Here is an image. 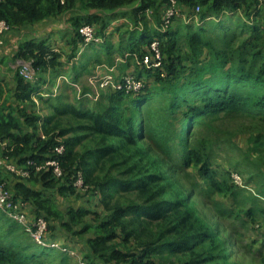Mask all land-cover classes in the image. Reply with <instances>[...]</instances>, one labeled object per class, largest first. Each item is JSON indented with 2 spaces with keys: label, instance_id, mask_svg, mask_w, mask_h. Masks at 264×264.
<instances>
[{
  "label": "trees",
  "instance_id": "16d2710c",
  "mask_svg": "<svg viewBox=\"0 0 264 264\" xmlns=\"http://www.w3.org/2000/svg\"><path fill=\"white\" fill-rule=\"evenodd\" d=\"M172 1L190 11L189 19L199 15L205 23L214 18L222 28V42L215 44L203 26H195V31L191 24L174 23L176 13L164 19ZM147 12L157 16L158 28L149 25ZM61 16L69 35L66 61L52 51L47 38L21 42L14 58L29 61L34 81L16 71L12 100L0 90V186L30 222L43 219L45 244L69 234L74 237L71 245H82L86 254L71 256L70 243L61 245L64 252L55 249L58 255L37 244V255L30 257L27 247L0 244V264H44L41 260L48 255L59 260L56 264H68V257L76 264H153L158 252H165L167 264H241L230 260L233 238L224 236L218 225L214 229L213 219L236 220L243 212L264 226V0H0V22L9 27L3 37ZM232 16L237 21L226 27ZM120 19L127 22L111 26ZM129 24L134 28L126 29ZM84 25L94 33L88 44L79 33ZM182 38L189 54L174 57ZM151 43L160 55L158 67L141 63L144 56L153 55ZM100 66L114 69L116 84L128 75L141 89L107 87L98 91L96 101L83 97L93 91L82 79L94 76ZM57 79L68 94L49 88L41 95L42 85L54 86ZM74 86L81 88L80 95ZM32 95L38 100L32 101ZM163 99L168 104L162 109ZM181 105L185 110L177 127L174 114ZM219 119L246 120L239 132L249 129L252 143L242 152L232 140L226 142L238 156L229 164L236 172L222 178L211 168L213 151L221 147L214 140ZM60 146L63 151L57 154ZM50 160L58 163L59 177L48 166L36 172ZM6 164L29 176L10 172ZM7 174L14 179L11 184ZM79 174L83 185L75 187ZM233 175H245L247 183L237 185ZM38 184L43 189L34 188ZM52 190L91 206L69 205L64 212ZM217 195L234 207L218 201ZM244 204L250 207L235 209ZM258 264H264V256Z\"/></svg>",
  "mask_w": 264,
  "mask_h": 264
},
{
  "label": "rangeland",
  "instance_id": "374dc122",
  "mask_svg": "<svg viewBox=\"0 0 264 264\" xmlns=\"http://www.w3.org/2000/svg\"><path fill=\"white\" fill-rule=\"evenodd\" d=\"M156 1H163V0H156ZM172 9H169L166 11L165 15H164V19L166 18V14L170 11H172L173 13H176V17L178 18L174 23L181 21L182 25H186V23L191 24V28L196 29L195 31H198L197 28L195 26H203L205 29V34L207 35V37L212 38L215 41V44L218 42H222V28H219L218 26H216V20L214 18H212L210 21L207 20V22H211V23H201L200 21V16H196L193 17L191 20L189 19V17H191L190 11L189 10H183V8L181 6L177 7V5L175 3H173L172 1ZM160 16V13L158 14V17ZM146 17H147V21L149 22V25L153 28H158L159 24L158 21L159 19L157 18V16L152 15V12H147L146 13ZM155 17V18H154ZM231 20H227L226 22V27L230 24L232 25L235 21H237L236 17L234 18V16L231 17ZM163 19V18H162ZM243 19V18H242ZM65 19L63 16H61L60 20L58 23H54L52 20L51 22H49L48 24L45 23H39L37 24L34 30V37L40 39H46L47 38V43L50 46V48L52 49V51L60 53L62 55L61 61H66L67 56L69 54L67 46H66V42L68 41V33L67 36L64 35V33H66V23H64ZM127 21L125 19H120V20H115L113 24L117 25L118 23H126ZM190 22V23H189ZM130 23V22H129ZM230 23V24H229ZM45 24V25H44ZM195 27V28H194ZM134 27L129 24L128 27L126 29L131 30ZM183 30V29H182ZM235 30L234 28L232 29V31ZM68 31V29H67ZM231 31V30H230ZM231 31V32H232ZM11 33V32H10ZM10 33L6 34V36H8ZM25 33V31H24ZM28 33V32H27ZM5 36V37H6ZM93 37H94V33H93ZM25 39H28L25 38ZM3 44V41H2ZM1 47H5V44L2 45ZM19 44H17L15 46V48L18 46ZM176 51L172 54L174 57H177L178 55L180 57H186L189 54V49H188V45L185 39H178L176 42ZM7 47H10L9 45H7ZM87 50V49H86ZM85 50V51H86ZM205 57H202L201 59H204ZM7 61L5 63H2L3 65L0 66V90L3 91V96L5 99H8V101H11L13 98V87H14V82H13V76L14 73L16 71H18L21 68V66L29 64V61H16V60H12L11 58L7 57ZM175 59V58H174ZM11 61V66L6 68L5 66H8V61ZM75 61V60H74ZM74 61L71 62V64L74 63ZM31 63V62H30ZM184 64L186 66H190V64H188V62L184 61ZM29 66V65H28ZM91 66V64L89 65V67ZM132 68L130 66V69L128 68V73L132 71ZM32 69V68H30ZM33 71V69H32ZM34 72V71H33ZM105 74V71L102 70H98L97 73L101 74V73ZM189 71H186L185 73H183L182 75L188 73ZM193 72V71H192ZM70 73V71H69ZM35 74V72H34ZM84 75V74H83ZM85 76V75H84ZM205 77H208V75H205ZM23 78V77H22ZM35 78V77H34ZM85 78V77H84ZM82 79V83L83 82H87V87L90 88L92 91H96L97 86L94 85L95 82L93 83V85H91L88 81H85V79ZM24 79V78H23ZM34 81V79L32 80ZM67 83H70L71 80L67 79L66 81ZM53 89V92H59L61 93V95L63 94H68L67 89H65L64 84H62L60 82L59 79H57L55 81V85L51 86L49 83L42 85L41 88V95L43 93L44 90L47 89ZM79 88V87H78ZM81 89V88H80ZM246 91V90H244ZM46 93V92H45ZM44 93V95H45ZM49 93V92H48ZM32 98L34 100H38L37 97L35 95H32ZM154 99H159L157 98V96ZM38 103V102H37ZM168 104V101H166L165 99L162 100V102L160 103V108H166ZM31 106V105H30ZM39 105H37L38 107ZM29 108V107H28ZM185 110V106L181 105L179 106L175 112L176 114H174V124L178 127L179 123L181 122V113H183ZM40 114L43 115L44 112L40 110ZM242 123V125H244L245 123L248 124V122H246V120L243 119H236V120H227V119H219L215 122V127L219 129V133H217L218 137H215L214 140L217 141L221 147L219 148H215L213 151V156L215 157V160L212 162L211 164V168L213 170L216 171V174L218 176V178H222V177H226V172L230 171H235V169L232 168V166H230L229 164L232 162L233 163V157H237L238 156V150H230L228 147H226V142L230 140L233 141V143L242 151V152H246L248 150V148L252 147V143H250V135L247 133L250 130L247 128H243L244 131L239 132L240 131V124ZM230 133V136H227L225 133ZM237 133L236 135H233V133ZM232 135V137H231ZM219 139V140H218ZM254 159L258 160L257 155L254 153ZM243 167H241L242 170ZM263 168H264V164H263ZM195 177L201 182V180L199 179V176L197 174H195V172H193ZM8 177L7 180V184H11L13 177L12 175H6ZM245 175L243 177H237L235 175H233L234 181L237 185L240 186V184L245 185ZM34 188H39V189H43V187L41 185H36L34 186ZM52 196H53V200L56 202V204L64 210V212L67 211V207L69 205H71L72 207H77V206H81V207H86V205H90L89 203L86 202V200L81 199V198H77L75 196H67V197H63L59 194L56 193V190H52ZM216 199L220 202H222L224 205L228 206V207H234L232 206V204L230 202H228V198H222V196H216ZM91 206V205H90ZM89 206V207H90ZM198 207L201 211H203L204 213H206L207 215L211 214L210 211H208V209H205L203 205L198 204ZM250 207V205L248 204H244V205H237L236 206V210H240V209H248ZM235 210V211H236ZM208 211V212H207ZM101 215V214H100ZM241 215L238 219L234 220L231 217H224L222 219L220 218H214L213 219V224H214V229H217V225L219 226L220 231H222V234L224 236H232V243L233 245H231L229 247L232 255L230 257L231 261H236L238 263L241 264H258L260 257L264 256V226H262L260 223L261 221H250V218L247 215H243V212H241ZM3 216H1L0 214V244L2 246H6V247H12L13 245L16 247H20V248H26L27 247V254L30 255V257L33 256V254L37 255V251L40 249L38 245H40L28 232L23 231L21 228H19L17 225H15V223H13L10 220H6L5 218H2ZM243 220H245V225L242 227V222ZM97 221V219H96ZM95 221V223H96ZM86 223H90V220H88ZM82 226H80L79 228H75L76 230L79 231V229H81ZM74 229V230H75ZM92 235L91 233H84L81 236V239H87L88 237H90ZM65 236H67L65 234ZM69 238H64L61 237L59 239V241L55 242V247L52 248L54 250V254H57L56 250H60L62 252H64V249H61V245H64L66 243H70L69 245H71V239L74 237H71L68 234ZM37 238V237H36ZM69 239V240H68ZM77 240V239H76ZM69 241V242H68ZM42 247V245H40ZM72 251H71V256L74 255L75 253H77L78 255H80L81 257L85 256V247H83L82 245H71ZM85 248V249H84ZM56 249V250H55ZM56 251V252H55ZM159 254L156 256L152 257V261L153 264H167V262L170 260H167V258L165 259V252H158ZM251 253H255L254 256L251 255ZM39 255V254H38ZM75 256V255H74ZM55 256H45L43 257V259L41 261H46L44 264H56L59 263V260H56L54 258ZM53 258V259H52ZM68 259V264H76L75 261L73 262L72 259ZM172 261V259H171Z\"/></svg>",
  "mask_w": 264,
  "mask_h": 264
},
{
  "label": "built area",
  "instance_id": "2783aa9c",
  "mask_svg": "<svg viewBox=\"0 0 264 264\" xmlns=\"http://www.w3.org/2000/svg\"><path fill=\"white\" fill-rule=\"evenodd\" d=\"M172 11H170L166 14L167 19L173 15ZM8 31H9V27L3 21H1L0 22V45L2 44L3 35ZM79 33L83 37L85 44H88L94 40L93 29L89 26L84 25V26L80 27ZM151 49H152L153 55L152 56H149V55L144 56L141 63L143 65H148V66L151 65L153 67H158L160 55H159V52L157 50L155 43H151ZM30 68H31V65L26 64V65L21 66V68L19 70V74L26 81H32L35 77L34 72ZM98 70H100V71L104 70L105 74L103 72L101 74L100 73L98 74L97 73ZM113 72H114L113 68L109 69V68H106L105 66L97 67L94 71V76L88 78V80H87L91 85H93V83L95 82L94 85L97 86L96 91H93V94L92 93L85 94V95H83V97H86L90 100L96 101L98 98V91L103 90L107 87H112L115 89H125L127 91H132V92H138L141 89V83L136 81L134 78H132L128 75L123 77V83L116 84L115 83L116 79L112 75ZM74 87L78 90V95H80V93H81L80 88H78L77 86H74ZM62 151H63V147H61V146L56 149L57 154H61ZM28 164H30V163L28 162ZM46 166L52 168L53 174L56 177H59L61 175V170L58 166V163L55 160L47 161V162H45L44 166L36 167V172L43 169ZM5 167L10 172H12L16 175H19L21 177H28L29 176V172L26 170L16 169L14 166H12L10 164H6ZM82 185H83L82 178H81V175L79 174L77 176L76 181L74 182V186L75 187H82ZM0 210L7 217H9L13 221H16L17 223H19L25 229V231L30 233V235L40 245L46 246V247L48 246L51 248L55 247V243L45 244L42 240L43 232L46 229V225H45V222L43 221V219L39 218L35 222H30L27 219L25 212L22 210V207L19 204H13L10 193L4 188L3 185L0 186Z\"/></svg>",
  "mask_w": 264,
  "mask_h": 264
},
{
  "label": "crops",
  "instance_id": "0c3cea01",
  "mask_svg": "<svg viewBox=\"0 0 264 264\" xmlns=\"http://www.w3.org/2000/svg\"><path fill=\"white\" fill-rule=\"evenodd\" d=\"M262 1V0H261ZM61 18V17H60ZM60 18H58V19H56V20H52L54 23H58L59 22V20H60ZM58 21V22H57ZM49 22H51V21H48V22H42V23H45V24H48ZM64 23H66V21H64ZM44 24V25H45ZM115 24H113L112 23V25L111 26H114ZM67 26V25H66ZM35 26L33 27V28H31V29H28V30H24L25 31V33H24V31H22V33H13V32H11L8 36H4L3 38H2V41H3V44L2 45H4L5 44V47H1V45H0V66L1 65H3L2 63H5L8 59H7V57H9V58H11V61L12 60H16L17 62L18 61H20L19 59H16V58H14V56H15V51L18 49V46L15 48V46L17 45V44H20L21 42H25L26 40H29V39H35L36 37H34L33 35H34V30H35ZM67 28V27H66ZM111 29H112V27H111ZM111 29L109 30V31H111ZM28 32V33H27ZM64 35H66L67 36V34L66 33H64ZM28 37V39H25V38H27ZM7 45H9V46H11V48L10 47H7ZM67 46V45H66ZM11 61L9 60L8 62V66H5L6 68H8V67H10L11 66ZM25 208H26V212L27 213H30V206H25Z\"/></svg>",
  "mask_w": 264,
  "mask_h": 264
}]
</instances>
